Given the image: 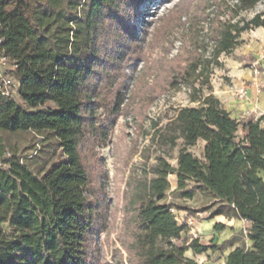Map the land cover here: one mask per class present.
I'll return each instance as SVG.
<instances>
[{
  "label": "trees",
  "instance_id": "16d2710c",
  "mask_svg": "<svg viewBox=\"0 0 264 264\" xmlns=\"http://www.w3.org/2000/svg\"><path fill=\"white\" fill-rule=\"evenodd\" d=\"M148 1L0 0V50L15 64L20 100L0 94V264H101L94 245L107 229L110 206L94 148L120 115L126 70L143 59L135 20ZM259 1L236 5L249 9ZM218 24L210 58L193 47L167 67L169 85H188L196 104L173 111L159 134L165 155L150 177L129 184L119 235L126 263L118 251L116 264H202L185 252L233 244L181 240L186 223L166 201L170 174L171 192L192 198L200 190L213 197V216L250 224V245L229 251L225 264H264V113L231 117L213 94L208 70L237 46L240 32L264 28V18ZM21 132L38 133L50 156L59 150L64 159L34 172L6 142ZM179 139L173 166L167 157ZM197 141L204 142L201 156L188 150Z\"/></svg>",
  "mask_w": 264,
  "mask_h": 264
},
{
  "label": "rangeland",
  "instance_id": "374dc122",
  "mask_svg": "<svg viewBox=\"0 0 264 264\" xmlns=\"http://www.w3.org/2000/svg\"><path fill=\"white\" fill-rule=\"evenodd\" d=\"M138 11L135 24L140 31L143 59L126 70L128 80L122 91L120 115L94 148L103 170L101 183L110 206L107 229L102 231L94 245L101 264H116L114 257L118 255V251L122 253V261L126 263V253L120 244L119 235L129 184L134 179L150 177L151 166L158 157L165 155L167 148L160 146L159 134L173 111L180 106L196 104L189 100L191 88L188 85L180 84L175 88L169 85L166 71L170 61H175V58H180L181 61L193 47L204 54L205 58H210L214 45L213 32L219 25L218 21L238 22L242 25V22L257 13L264 18V0L249 9H240L236 0H151ZM263 37L264 30L261 27L240 32L237 46L227 54H220L218 65L211 64L208 69L211 71L209 84L213 91L219 84L229 82L226 74L230 65L243 57L252 60V54H241L243 50L248 47L262 50ZM247 58L245 59L248 60ZM14 68L13 65L8 67L12 77ZM14 80H17L16 77ZM15 100L20 103L17 96ZM6 139L8 146L16 147V155L20 161L36 173L42 166L48 169L56 160L64 159L59 150L50 156L51 147L48 148V142L38 133L21 132L8 135ZM201 142L197 141L188 150L201 156ZM181 145L182 140L179 139L176 147L169 151L171 157H167V161L173 166ZM39 148L43 151H37ZM47 149L49 152H46ZM9 152L8 148L5 157L9 156ZM167 178L172 186L175 183L174 175L170 174ZM167 197L179 208L174 207L178 223H186L189 219L192 221V224H186L187 229L182 233L181 240L189 242L198 239L199 242L219 245L233 239L237 240V245H250L245 222L237 225L236 229L228 225L220 230L213 225L212 228L203 227V221L216 218L212 214L216 205L212 204L213 197L208 194L195 190L192 198H182L170 190ZM211 205L214 207L211 208ZM227 252L228 249L208 251L196 256L188 249L185 255L207 264H223Z\"/></svg>",
  "mask_w": 264,
  "mask_h": 264
},
{
  "label": "crops",
  "instance_id": "0c3cea01",
  "mask_svg": "<svg viewBox=\"0 0 264 264\" xmlns=\"http://www.w3.org/2000/svg\"><path fill=\"white\" fill-rule=\"evenodd\" d=\"M262 29L264 30V28ZM262 47V50L256 48L251 49L250 47L243 50L241 54H252V60L248 59L247 57H243L241 60L239 59L237 63L235 62L234 65H230L227 70L228 73L226 74V76L230 79L229 82L219 84L218 87L213 91V94H215L218 100L222 103L223 107H225V109L229 112L230 116L237 120H245L247 118L255 119L259 115L264 113V42L262 43ZM245 58H247L248 60H246ZM246 64H248L249 66H244ZM254 70H258L257 73ZM240 85L246 86L247 94L245 99L238 100L235 97L234 92L236 89L239 88ZM203 144L204 142L202 141L201 147L203 146ZM174 182L175 183L171 186V191H173L176 187V181L174 180ZM176 195L178 197L180 196L182 198H185L180 194ZM168 200L169 199H166V201ZM213 207L214 206H212L211 208ZM214 217L216 218L213 220L211 219L210 221H203L205 225L203 227L212 228V225H214L215 223H221L224 225L225 228L228 225V227H234L236 229V226L240 225L241 222H245L246 226L248 227V230L251 227L250 224L245 220H239L235 217L229 218L221 214L214 215ZM177 221H179L178 217ZM232 242L233 244L228 245V247L226 248L228 249V252L234 249L235 247L240 246L237 245V240H232ZM228 252L224 256L223 264H225ZM187 257L194 259L190 256ZM194 260L199 261L202 264H207L203 263L202 260Z\"/></svg>",
  "mask_w": 264,
  "mask_h": 264
},
{
  "label": "built area",
  "instance_id": "2783aa9c",
  "mask_svg": "<svg viewBox=\"0 0 264 264\" xmlns=\"http://www.w3.org/2000/svg\"><path fill=\"white\" fill-rule=\"evenodd\" d=\"M10 65L15 67V64L9 60V57L5 54L4 50H0V94L8 99H15V96L18 95L17 90L19 83L9 74L8 67ZM254 71L257 73L258 70ZM246 94L247 88L244 85H240L234 92V95L238 100L245 99ZM170 210L175 213L173 207H171ZM175 215L177 219V214L175 213ZM186 224H192V221L189 219L186 221Z\"/></svg>",
  "mask_w": 264,
  "mask_h": 264
}]
</instances>
